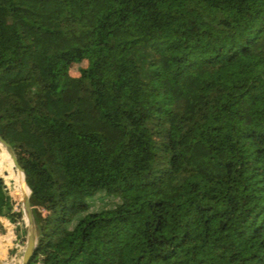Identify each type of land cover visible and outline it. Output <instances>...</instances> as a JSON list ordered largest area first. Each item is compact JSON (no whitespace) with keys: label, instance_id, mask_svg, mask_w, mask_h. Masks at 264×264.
<instances>
[{"label":"trees","instance_id":"trees-1","mask_svg":"<svg viewBox=\"0 0 264 264\" xmlns=\"http://www.w3.org/2000/svg\"><path fill=\"white\" fill-rule=\"evenodd\" d=\"M0 135L27 264H264V0H0Z\"/></svg>","mask_w":264,"mask_h":264},{"label":"water","instance_id":"water-1","mask_svg":"<svg viewBox=\"0 0 264 264\" xmlns=\"http://www.w3.org/2000/svg\"><path fill=\"white\" fill-rule=\"evenodd\" d=\"M0 144L5 147L7 152L9 153L13 164L16 168H18L21 171H24L25 169L20 165L18 161L17 154L15 152V149L13 146L7 142L1 135H0ZM16 200L20 201L22 212L25 215V222L24 226L27 230V241H26V247L23 253V258L21 264H27L34 253V250L37 245L38 240V230L36 225V220L33 213V207H32V193H27L24 188L21 189L20 195L15 197ZM0 264H13L10 262H6L2 259H0Z\"/></svg>","mask_w":264,"mask_h":264},{"label":"rangeland","instance_id":"rangeland-1","mask_svg":"<svg viewBox=\"0 0 264 264\" xmlns=\"http://www.w3.org/2000/svg\"><path fill=\"white\" fill-rule=\"evenodd\" d=\"M86 63H83L82 66H85ZM71 73L73 75H79V71H78V65L74 64L71 67ZM2 176L7 177L8 176V171L2 172ZM12 183V182H11ZM10 189L12 190V192H14V188L11 186L10 184ZM14 195V197L18 196ZM16 199V198H15ZM20 204V201H19ZM99 205H101V202H94L93 203V208H97ZM21 207V204L15 205V209L19 210ZM22 209V207H21ZM23 224L26 220L25 215L23 217ZM0 223L2 224L3 227V232L0 233V239L2 237H6L9 235L10 231L13 232V240L11 241V243H6V240H1L0 241V259L6 261V262H10L13 264H21L22 262V258H23V253L26 247V242L22 243L21 239L18 237V234L16 232V226L13 222H11L8 218L6 217H0ZM26 228V227H25ZM26 241H27V236H26Z\"/></svg>","mask_w":264,"mask_h":264},{"label":"bare ground","instance_id":"bare-ground-1","mask_svg":"<svg viewBox=\"0 0 264 264\" xmlns=\"http://www.w3.org/2000/svg\"><path fill=\"white\" fill-rule=\"evenodd\" d=\"M0 147L3 148V150L5 151L6 155L8 156L9 160L12 163V166L14 168V172H15V176H16V180H17V185H18V190H19V195L21 193V189L24 188L25 191L27 193H32L31 188L29 187V185L27 184V180H26V174L25 171H21L18 168H16L13 164V161L9 155V153L7 152V150L5 149V147L3 145L0 144Z\"/></svg>","mask_w":264,"mask_h":264}]
</instances>
